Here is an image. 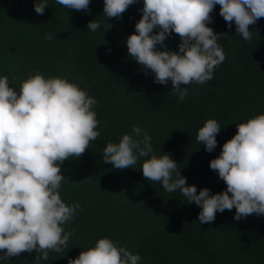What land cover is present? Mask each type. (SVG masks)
Listing matches in <instances>:
<instances>
[{"label": "trees", "instance_id": "16d2710c", "mask_svg": "<svg viewBox=\"0 0 264 264\" xmlns=\"http://www.w3.org/2000/svg\"><path fill=\"white\" fill-rule=\"evenodd\" d=\"M35 2L0 0V75L18 93L20 83L37 72L78 84L97 100L93 110L99 136L79 158L61 165V198L82 209L64 225L66 232L74 230L67 246L60 253L49 251L48 260L35 261L34 250L0 264H68L103 237L139 253L140 264H264V215L236 221L233 208L201 225V209L194 202L144 178L147 158L126 169L103 163L107 142H118L138 125L152 137L153 153L171 154L197 193L202 188L210 194L226 190L209 165L237 133L238 123L264 113V17L249 26L252 39L246 41L237 35L234 22L228 28L216 5L207 26L223 34L218 43L226 59L214 69L212 80L182 84L188 95L178 103L170 80L154 83V74L149 70L146 75L128 54L126 39L142 16L143 0L130 5L121 19L103 15L104 0H90L87 11L48 0L43 15L35 12ZM95 19L100 28L91 32L87 25ZM47 34L56 37L47 40ZM180 43L175 33L165 41L172 51ZM208 119L221 126L211 153L196 139Z\"/></svg>", "mask_w": 264, "mask_h": 264}, {"label": "clouds", "instance_id": "9594fccd", "mask_svg": "<svg viewBox=\"0 0 264 264\" xmlns=\"http://www.w3.org/2000/svg\"><path fill=\"white\" fill-rule=\"evenodd\" d=\"M58 5L77 11L89 9L90 0H55ZM138 0H104L103 15L122 18V13ZM220 5V16L237 35L252 39L249 26L264 17V0H143L141 18L135 32L127 37L130 58L138 62L154 83H172V95L181 103L192 83L204 84L214 78V69L225 59L221 35L207 26L210 13ZM48 0H36L35 12L43 15ZM99 22L90 21L87 29L95 32ZM158 29V31H154ZM181 40L178 51L165 41L173 34ZM56 34H47L51 40ZM163 49V50H161ZM16 88L0 75V262L23 252L37 255L35 261L48 260L49 251L60 253L74 230L64 225L74 220L76 202L67 204L60 195L65 178L61 165L70 157L79 158L95 141L99 121L93 110L97 100L66 77L29 74ZM237 133L226 141L220 155L210 161L227 188L210 194L188 185L178 163L169 153H153L152 137L138 125L125 132L118 142H107L103 163L126 169L142 164L146 180L159 182L169 193L179 191L189 204L195 203L200 224L212 222L217 212L235 208L234 219L251 214L264 215V113L237 124ZM221 126L208 119L197 132V141L209 153L215 151ZM139 253H132L109 237L69 258L68 264H140Z\"/></svg>", "mask_w": 264, "mask_h": 264}]
</instances>
